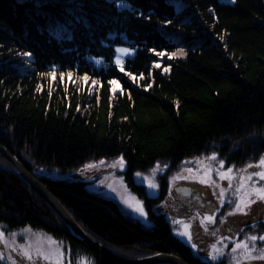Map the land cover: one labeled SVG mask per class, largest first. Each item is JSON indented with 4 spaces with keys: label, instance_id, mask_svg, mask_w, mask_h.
<instances>
[{
    "label": "trees",
    "instance_id": "16d2710c",
    "mask_svg": "<svg viewBox=\"0 0 264 264\" xmlns=\"http://www.w3.org/2000/svg\"><path fill=\"white\" fill-rule=\"evenodd\" d=\"M176 1L179 10L172 0H0V144L110 251L225 264L197 258L174 237L152 208L163 195L147 196L132 172L211 149L237 164L264 151V0ZM119 47L133 52L123 70ZM115 155L150 228L82 181L33 170ZM0 224L44 230L72 258L85 252L93 264H118L79 244L1 155Z\"/></svg>",
    "mask_w": 264,
    "mask_h": 264
},
{
    "label": "rangeland",
    "instance_id": "374dc122",
    "mask_svg": "<svg viewBox=\"0 0 264 264\" xmlns=\"http://www.w3.org/2000/svg\"><path fill=\"white\" fill-rule=\"evenodd\" d=\"M172 3L177 10L183 7L181 1ZM132 53L130 49L128 53L116 52L115 60L119 57L122 61ZM261 159L264 151L237 164L211 149L187 157L174 167L168 160H156L145 170H134L132 178L143 185L147 196L163 195L153 204V210L164 216L172 235L197 258L209 263L224 260L225 264H264V240L260 239L264 237V199L251 193L253 187L264 189V179L250 176L264 170L259 165ZM229 168L231 179H221L218 173ZM33 170L42 177L82 181L88 191L113 200L124 215L152 227L142 199L124 180L126 162L121 155L90 159L72 170ZM238 201L244 211L235 210ZM241 241L243 247H234ZM213 245L219 250L214 253L215 260L208 255ZM70 253L67 246L44 230L29 226L10 230L0 224V264H93L85 252L75 258Z\"/></svg>",
    "mask_w": 264,
    "mask_h": 264
},
{
    "label": "water",
    "instance_id": "95a60500",
    "mask_svg": "<svg viewBox=\"0 0 264 264\" xmlns=\"http://www.w3.org/2000/svg\"><path fill=\"white\" fill-rule=\"evenodd\" d=\"M0 155L12 165L13 169L18 173L21 179L25 181L32 190L38 193L40 197L51 207V209L65 224L75 240L90 251L118 264H187L177 256L170 254L158 253L144 258L130 259L110 251L91 239L74 221L64 207L56 200V198H54V196L47 190L41 179L32 174L16 156H14L1 144Z\"/></svg>",
    "mask_w": 264,
    "mask_h": 264
},
{
    "label": "snow or ice",
    "instance_id": "6c2138e0",
    "mask_svg": "<svg viewBox=\"0 0 264 264\" xmlns=\"http://www.w3.org/2000/svg\"><path fill=\"white\" fill-rule=\"evenodd\" d=\"M165 23H167V21H165ZM148 51L149 52H152L153 49L149 48ZM116 52H118V53H128L129 52V49L128 48H117L116 49ZM160 54L162 55L163 53H160ZM179 54L182 55L183 54V51L182 50H179ZM24 55L27 56L28 53H24ZM169 55H172V54H169ZM115 65H116L117 68H121V70H123L122 67H121V60H120L119 57L116 58ZM154 66L157 67V68L160 67V65L158 63L157 64H154ZM164 70L167 71V68H165ZM126 74L131 75L130 73H126ZM109 83H116V81L110 80ZM117 87H119L118 84H117ZM122 163H123V161H121V164ZM221 164H223V161H221ZM259 165L262 168H264V159H261L259 161ZM231 171H232L231 168H229L227 172H220V173H218V175L220 176L221 179H231V177L229 175V173ZM250 176H257L260 179H264V170L258 171V172H253V173L250 174ZM242 182H243V178H242ZM251 193L252 194H255L260 199H264V189H258V188L253 187L251 189ZM137 210L138 211H141V214H143V212H142L141 209L138 208ZM235 210L244 211V208L240 207V202L239 201L237 203V208ZM252 239H255V237H252ZM260 239L264 240V237H261ZM243 246H244V241H241L238 245H234V247H243ZM218 252H219V250L216 249L215 245H213V252H209L208 255H209V257L211 259L215 260L217 258V256L214 253H218ZM261 259H264V256H262Z\"/></svg>",
    "mask_w": 264,
    "mask_h": 264
}]
</instances>
